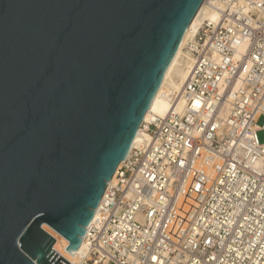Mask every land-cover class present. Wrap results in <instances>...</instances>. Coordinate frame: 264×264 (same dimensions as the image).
<instances>
[{
  "label": "water",
  "instance_id": "obj_1",
  "mask_svg": "<svg viewBox=\"0 0 264 264\" xmlns=\"http://www.w3.org/2000/svg\"><path fill=\"white\" fill-rule=\"evenodd\" d=\"M205 0H0V264H70Z\"/></svg>",
  "mask_w": 264,
  "mask_h": 264
},
{
  "label": "built area",
  "instance_id": "obj_2",
  "mask_svg": "<svg viewBox=\"0 0 264 264\" xmlns=\"http://www.w3.org/2000/svg\"><path fill=\"white\" fill-rule=\"evenodd\" d=\"M170 108L143 122L70 264H264V0H209Z\"/></svg>",
  "mask_w": 264,
  "mask_h": 264
},
{
  "label": "bare ground",
  "instance_id": "obj_3",
  "mask_svg": "<svg viewBox=\"0 0 264 264\" xmlns=\"http://www.w3.org/2000/svg\"><path fill=\"white\" fill-rule=\"evenodd\" d=\"M208 3H209V0H205L203 2L195 18L193 19L190 26L188 27L179 45V48L164 75L163 81L151 103V106L145 115L144 122L151 121L156 116H163L169 110L170 102L168 99H166L163 96V92L167 91L165 90V86L169 83L171 88H179L180 85L185 80L190 64H191L190 54L188 52L184 53L183 51L185 44L195 34L197 29L201 26V24L205 20H209V21L217 20V17H218L217 12L215 10H212V8L209 6ZM175 66L176 68L174 69ZM172 72L174 75L171 77ZM147 138H148V134L140 128L134 139V142L131 148H133L136 145L142 144ZM114 179L115 178L113 177L112 180L109 182L108 186L112 184ZM85 249H86L85 244L82 242L81 246L75 251V253L71 255L70 257H67L65 254H63L60 250H58L54 246V250L58 254H60L62 257L69 258V259L73 258L74 261H78L83 256Z\"/></svg>",
  "mask_w": 264,
  "mask_h": 264
},
{
  "label": "rangeland",
  "instance_id": "obj_4",
  "mask_svg": "<svg viewBox=\"0 0 264 264\" xmlns=\"http://www.w3.org/2000/svg\"><path fill=\"white\" fill-rule=\"evenodd\" d=\"M186 45V44H185ZM185 47V46H184ZM183 51H184V53H186V50H185V48L183 49ZM181 59V58H180ZM176 68V66L174 67V69ZM174 74H173V72H172V75H171V77L173 76ZM169 89H171V87H170V85H169V83L165 86V90H169ZM263 122H264V117H261V118H259V120H258V123L260 124V125H262L263 124ZM258 137H259V140H260V142L261 143H264V130L262 129V130H260L259 132H258Z\"/></svg>",
  "mask_w": 264,
  "mask_h": 264
}]
</instances>
